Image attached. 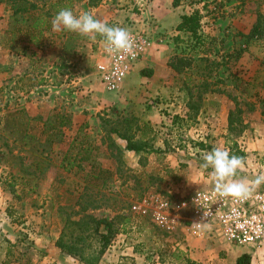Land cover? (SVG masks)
<instances>
[{"label": "rangeland", "instance_id": "rangeland-1", "mask_svg": "<svg viewBox=\"0 0 264 264\" xmlns=\"http://www.w3.org/2000/svg\"><path fill=\"white\" fill-rule=\"evenodd\" d=\"M71 9L77 15L91 12L112 26L133 18L136 30L148 37L141 61L147 57L156 61V72L134 68L125 80L132 81L121 96L125 82L118 91L108 92L98 77L96 65L104 46L99 36L94 42L73 33L74 39L68 40L67 34L61 38L58 32H50L46 39L53 40V46L33 48L28 56L18 54L11 50L6 35L14 23L9 19L10 8L0 3V264H84L63 253L56 242L66 216L78 210L76 203L87 186L91 166L95 172L100 168L114 172L101 193L95 189L93 194L88 187L86 195L92 193L103 205L92 213L130 218L99 264H202L191 258L189 244L193 242L187 241L188 236L202 238L188 229L193 198L214 188L211 169L201 168L202 156L214 146L230 152L235 142L247 153L252 123L264 124V96L255 91L264 75V35H251L257 15H264V0H182L177 7L173 0H78ZM122 11L124 19L118 20ZM195 11L202 16L201 42L177 29L179 17ZM175 57L188 59L190 65L182 72L173 70L169 62ZM191 99L199 103L198 113L190 109ZM32 102L39 109L46 106L48 114L63 112L73 120L64 142L49 155L42 154L36 139L22 144L8 117L16 110L27 112L26 105ZM238 108L241 123L231 133L225 117ZM48 114L32 121L33 134L39 135L42 118ZM126 116H137L148 125L147 151H126L125 141L105 132L103 120ZM35 123L39 127H33ZM73 140V154L81 141L93 150L84 170L68 172L61 162ZM199 143L209 149L201 150ZM253 153L252 166L258 165L253 172L262 173L264 153ZM42 157L50 162L46 160L48 165L36 171L31 163ZM246 157L238 174L249 167ZM150 194L170 201L171 229L152 212L140 213L139 204ZM89 200L84 197L82 202ZM42 232L46 235L44 249ZM132 252L136 255L131 256Z\"/></svg>", "mask_w": 264, "mask_h": 264}, {"label": "trees", "instance_id": "trees-1", "mask_svg": "<svg viewBox=\"0 0 264 264\" xmlns=\"http://www.w3.org/2000/svg\"><path fill=\"white\" fill-rule=\"evenodd\" d=\"M78 0H0V3H6L11 11L10 20L14 23L11 29L7 30V40L9 41L12 51L28 56V50L36 48L44 50L53 46L54 41L46 39V33L53 32L51 29V19L62 8H72ZM182 0H173L175 7L181 4ZM202 16L199 11H195L191 15H184L182 21L177 27L178 31L191 35L195 40L201 42L199 36L201 28ZM59 36L68 35V40H73L75 35L71 32H58ZM251 35H264V15L258 14L254 23ZM76 39V38H75ZM190 65V61L185 58H173L169 62V66L178 72H182L186 66ZM202 86L208 87V82L204 80ZM214 92L213 90H211ZM193 98V93H189ZM203 93L198 92V98L202 99ZM189 107L196 113L200 110L198 102L189 101ZM253 109V108H252ZM241 108L229 113V129L231 133L237 131L236 124L241 123L239 115ZM19 114L23 115L20 116ZM264 115V111L262 113ZM8 117L11 118L15 130L21 136L22 144L28 145L30 140L36 139L43 148L42 154L48 153L54 146L64 142L66 130L70 129L73 120L70 115L63 112H50L46 118H42L43 128L39 135L33 134L32 121L40 118L31 117L25 110H16L10 112ZM103 128L107 135H116L126 142L125 150L139 154L150 149L148 142L145 140L148 125L143 123L137 116H126L117 119H105L102 121ZM143 125V126H142ZM9 122V127H10ZM246 127H242L237 134H241ZM138 134L140 138L137 139ZM44 138L42 141L41 139ZM76 140L70 145L67 155L63 158L61 166L68 172L78 169L84 170V165L90 163L92 148L84 147L85 141H81L77 145L78 151L73 154ZM201 150L209 149L204 143H199ZM117 147V146H115ZM152 149V148H151ZM152 151V150H151ZM231 154L246 157V153L240 149L235 142L230 148ZM50 162L48 159H46ZM42 157L40 160L33 161L31 166H35L36 171H42L48 162ZM47 164V165H45ZM89 178L87 186L80 195L76 206L78 210L70 212L66 218L61 235L56 242V246L65 254L78 259L84 264H99L106 254L107 250L112 246L118 234L123 231V225L129 223L130 218L116 215L113 218L98 217L92 212L100 207L94 200V190L97 189L98 194L106 189L112 181L114 172L110 169L100 168L98 172L93 171V166L87 175ZM26 177H23L25 179ZM27 179V178H26ZM88 187L93 189V194H88ZM104 196V195H103ZM84 197H88L89 202H82ZM251 256L244 254L238 258L236 264H251ZM127 264V263H125Z\"/></svg>", "mask_w": 264, "mask_h": 264}, {"label": "built area", "instance_id": "built-area-1", "mask_svg": "<svg viewBox=\"0 0 264 264\" xmlns=\"http://www.w3.org/2000/svg\"><path fill=\"white\" fill-rule=\"evenodd\" d=\"M115 26L127 28L136 42L134 54L117 53L109 55L105 47L100 51L97 74L101 84L108 92H116L124 84L129 74L141 61L147 45L148 37L136 30L133 18L129 22H117ZM170 201L159 195L150 194L139 204L138 208L143 215L152 216L157 221L172 228V218L168 213ZM211 208L212 215L207 221V227H196L203 214V210ZM189 230L196 237L218 233L234 245L258 247L264 242V191L254 190L246 200H237L231 197H219L214 188L201 191L193 198V207L190 214Z\"/></svg>", "mask_w": 264, "mask_h": 264}, {"label": "clouds", "instance_id": "clouds-1", "mask_svg": "<svg viewBox=\"0 0 264 264\" xmlns=\"http://www.w3.org/2000/svg\"><path fill=\"white\" fill-rule=\"evenodd\" d=\"M51 29L53 32L67 31L93 40L99 36L103 39L105 52L109 55L117 53L131 55L135 52L136 42L127 28L112 26L88 11L77 15L70 8H62L51 19ZM202 160L201 168L211 169L209 175L214 183V191L219 197L246 200L255 189L264 184V174L257 175L250 183L245 179H237L238 170L245 166V158L231 154L225 148L214 146L203 154ZM201 209L203 214L193 225L207 227L212 211L211 208Z\"/></svg>", "mask_w": 264, "mask_h": 264}, {"label": "crops", "instance_id": "crops-1", "mask_svg": "<svg viewBox=\"0 0 264 264\" xmlns=\"http://www.w3.org/2000/svg\"><path fill=\"white\" fill-rule=\"evenodd\" d=\"M168 2V0H167ZM125 15V11H122L121 14L119 15V17L117 18L118 20H123V16ZM182 21V16L179 17L178 21H177V27L179 26V24ZM49 39V38H48ZM94 42H98L97 39H91ZM156 65L157 62L156 61H152L149 57H147L146 59L144 58L142 61H140L136 67H143V68H150V69H154L156 72ZM135 67V68H136ZM138 69V68H137ZM137 71V70H136ZM135 71V72H136ZM133 75V74H132ZM249 75H253L254 73H251ZM258 75H255V78H257ZM132 81V78H128V80L125 82V84L123 85L122 89H121V96H124V88L129 86ZM259 81V85L257 86V88H255V91L261 93L264 96V75L261 76V79L258 80ZM160 91L159 89L156 90V92ZM42 103V101H41ZM39 104L37 102H32L26 105V109H27V113L33 118L36 117L37 115H44V114H48V110L47 107H43L42 109H39ZM257 105V108H260V106ZM230 109V108H229ZM231 110V109H230ZM228 110V111H230ZM144 112L142 111L141 115L143 116ZM230 113V112H228ZM261 113V112H260ZM45 116V115H44ZM47 116V115H46ZM229 114L227 115V117H225V126H228V117ZM149 117H153L152 115H150ZM224 123V119L222 120ZM36 125V123H35ZM41 128L43 127V124H41ZM224 126V125H223ZM33 127H39V125L33 126ZM252 128L253 131L251 130L252 136L254 134V137H250V141L248 142V149H247V162H248V169L245 170L244 172H240V174H237L238 176L236 177L237 179H245L247 182H251L252 180H254L256 178L257 175L260 174H264V171L262 173H254L253 171L256 169V166L258 167V165H253L252 166V162L254 160V151H260L261 153H264V124L259 122V123H252ZM125 149V147H124ZM255 161V160H254ZM257 169H261V168H257ZM207 189H211V188H207ZM255 190H261L264 191V184H262L258 189ZM60 234V233H59ZM41 246L42 249L45 248V239H46V235L45 232H42L41 234ZM37 235V236H40ZM195 240L197 241H202L201 244L199 243H195ZM191 236H188L187 241H192V245L189 244L190 246V256L192 259L196 260V261H200V263L202 264H236L237 260L239 257H241L244 254H249L252 258L251 260V264H264V242L262 243L261 246L258 247H249L248 249H243L240 248L238 245L235 246L234 244H231L230 242H228L225 238L221 237L218 233L215 234H210V235H206L203 236L200 239H195ZM48 246H50V244H48ZM55 246V241H53V248ZM131 256H135L136 254L134 252H132L130 254ZM217 257L219 260H217ZM222 258V259H221Z\"/></svg>", "mask_w": 264, "mask_h": 264}]
</instances>
